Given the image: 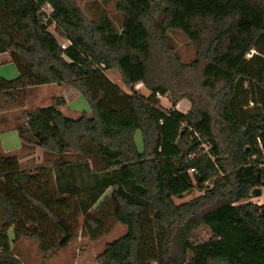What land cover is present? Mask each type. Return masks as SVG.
<instances>
[{"label": "trees", "instance_id": "16d2710c", "mask_svg": "<svg viewBox=\"0 0 264 264\" xmlns=\"http://www.w3.org/2000/svg\"><path fill=\"white\" fill-rule=\"evenodd\" d=\"M114 1L119 30L105 12L89 19L76 0H0V53L18 71L0 76V101L19 108L29 87L57 84L91 109L66 116L55 96L25 112L21 147L54 155L50 166L24 171L0 150V264H22L9 229L46 257L77 237L79 218L90 239L112 220L127 227L98 264H264V204L249 202L264 186V0ZM169 31L195 45L192 62L179 61ZM112 69L125 90L106 75ZM156 94H168L171 108ZM182 99L186 113L175 107ZM193 190L204 194L175 203ZM202 225L211 236L193 243Z\"/></svg>", "mask_w": 264, "mask_h": 264}, {"label": "rangeland", "instance_id": "374dc122", "mask_svg": "<svg viewBox=\"0 0 264 264\" xmlns=\"http://www.w3.org/2000/svg\"><path fill=\"white\" fill-rule=\"evenodd\" d=\"M76 2L89 19L98 21L102 13L105 12L112 20L115 28L117 30L121 28L122 13L116 8V3L114 0H76ZM44 11L49 13L50 6L45 5ZM157 18L158 20H161L162 14L159 13ZM48 29L56 36L60 44H66V40L57 35L53 25H51ZM167 41L181 63L188 64L194 60L196 48L186 35L179 31H169L167 35ZM3 57H5V54L0 57V76L6 79L15 78L18 75L15 65L12 62H6L4 60L2 61ZM106 74L116 84H119L123 90L126 89L117 70L112 69L110 71H106ZM135 89L145 96H148L149 94V92L141 84L135 85ZM56 91L55 85L32 87L30 91L27 90V96L24 105L19 108L14 106V108H9L4 104V102L0 101V131L7 128L15 129L16 126L24 125V122L26 121L25 112L33 111L36 108L50 102L49 97L55 96ZM156 96L161 105L160 107H163V109L166 110L171 108V97L168 94L164 96ZM82 99V104L77 105V107H72V109L76 110V112L71 116L82 113L89 115L91 113L88 101L84 96H82ZM177 104L178 106L176 105V109L181 112L186 113L190 109V102L187 99H182ZM6 139L11 154L15 155L19 159L20 168L24 171L33 172L41 167L50 166L55 159L54 155H44L39 147H36L35 151H33V149H35L33 147H24L20 149L19 137L14 133H8ZM134 142L137 150L139 152H143L144 145L140 130L135 131ZM204 147H207L206 144H204ZM68 158L69 160H72L70 155ZM109 191L110 189L104 193L99 201H101ZM200 193L201 192L198 190H193L185 194L183 198H174V201L177 204L184 203L200 196ZM261 196H264V192ZM81 223L82 218H79L77 237L69 245H67L65 248L58 249L54 253H50L46 257H44L43 254L38 250L36 243L32 240L20 238L19 240L14 241L13 230L11 228L8 230L10 241L12 240L10 244L11 251L22 264H98L96 257L104 249L105 244L120 237L127 230L125 225L112 220L111 230L108 233L97 239H90L87 234L81 231ZM210 236L211 233L208 228L202 225L192 232L191 241L193 243L202 242L209 239Z\"/></svg>", "mask_w": 264, "mask_h": 264}, {"label": "crops", "instance_id": "0c3cea01", "mask_svg": "<svg viewBox=\"0 0 264 264\" xmlns=\"http://www.w3.org/2000/svg\"><path fill=\"white\" fill-rule=\"evenodd\" d=\"M3 54H5V57L2 58V61L4 60L6 62H11L8 52H4ZM3 54H0V57L3 56ZM108 71H110V70H108ZM52 85L56 86V90L57 91H56V95L55 96H61L63 98V100H64V104H62L60 106V109L62 110V112L66 116H69V117H77V116H79L80 114H77V115L74 114L75 116H71V115H73V113L76 112V110H73L72 107H77V105H80V104L83 103V99H82L81 93L78 90L74 89V88L66 87V86H62V85H57V84H45V85H39V86H52ZM32 87H35V86H32ZM32 87H29L28 91H30L32 89ZM55 96H53V97H55ZM53 97L52 96L49 97L50 98V102H48V103H50V104L52 103ZM46 101H48V100H46ZM44 103H47V102H44ZM48 103L43 105V106L50 105ZM43 106H40V107H43ZM177 106H178V104H177ZM8 133H14V134L18 135L16 129H14V128H11V129L7 128V129H4V130L0 131V150H2L3 152H5L7 154H11V151L8 148V143H7V139H6V136H7ZM19 148L22 149L21 144H19ZM35 150H36V148L33 149V151H35ZM38 156H40V155H38ZM38 156H36V157H38Z\"/></svg>", "mask_w": 264, "mask_h": 264}, {"label": "built area", "instance_id": "2783aa9c", "mask_svg": "<svg viewBox=\"0 0 264 264\" xmlns=\"http://www.w3.org/2000/svg\"><path fill=\"white\" fill-rule=\"evenodd\" d=\"M48 6H49V5H48ZM42 11L45 12V11H44V7H42ZM51 11H52V10H51V8H50L49 13H46V12H45L46 15H49ZM68 43H69V41L66 40V44H60V45H61L62 48H64ZM156 95H159V94H156ZM203 147H204V144H203ZM204 149L206 150L207 148L204 147ZM258 168H263V169H264V162L258 164ZM188 172H189L190 175H192L193 173H195V170L191 168V169H189ZM193 181H194V180H193ZM206 185H207V184H206ZM260 189H261V195H262V193L264 192V186L260 187ZM200 194L203 195L204 192H201ZM261 195H260V196H257V197L251 195V198L249 199V202H251L252 204H255V205H262V204H264V196H261Z\"/></svg>", "mask_w": 264, "mask_h": 264}, {"label": "water", "instance_id": "95a60500", "mask_svg": "<svg viewBox=\"0 0 264 264\" xmlns=\"http://www.w3.org/2000/svg\"><path fill=\"white\" fill-rule=\"evenodd\" d=\"M251 195L253 196H260L261 195V189L259 187H256L252 190Z\"/></svg>", "mask_w": 264, "mask_h": 264}]
</instances>
